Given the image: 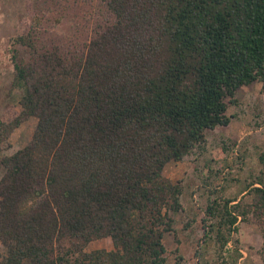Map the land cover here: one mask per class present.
Masks as SVG:
<instances>
[{"label": "trees", "instance_id": "1", "mask_svg": "<svg viewBox=\"0 0 264 264\" xmlns=\"http://www.w3.org/2000/svg\"><path fill=\"white\" fill-rule=\"evenodd\" d=\"M102 1L109 19L84 47L11 38L31 51L12 52L21 109L0 139L36 123L0 156V264H164L183 190L165 164L230 122L241 85L264 92V0ZM246 187L249 200L210 191L206 234L229 251L238 220L255 221L264 264V178ZM104 236L112 248L85 249Z\"/></svg>", "mask_w": 264, "mask_h": 264}, {"label": "rangeland", "instance_id": "2", "mask_svg": "<svg viewBox=\"0 0 264 264\" xmlns=\"http://www.w3.org/2000/svg\"><path fill=\"white\" fill-rule=\"evenodd\" d=\"M109 15L102 0H0V117L11 109H21V91L13 85L12 52L21 60L31 51L26 44L12 43L13 36L29 33L40 50L58 45L67 51L84 47ZM235 98L227 107L232 115L228 124L207 129L203 143L163 168L172 180L181 179L183 187L182 209L174 214V230L163 236L164 264H263L259 253L262 231L255 221L238 220L233 234L238 242L229 240V251L220 248L212 234H206L209 220L204 209L211 190L249 200L247 183L264 178L261 82L241 85ZM35 123L36 117L30 116L0 139V156L25 144ZM97 247L112 248L111 238H95L85 245L86 250ZM4 250L0 241V252ZM236 251L240 255L234 262Z\"/></svg>", "mask_w": 264, "mask_h": 264}, {"label": "crops", "instance_id": "3", "mask_svg": "<svg viewBox=\"0 0 264 264\" xmlns=\"http://www.w3.org/2000/svg\"><path fill=\"white\" fill-rule=\"evenodd\" d=\"M169 162V161H168Z\"/></svg>", "mask_w": 264, "mask_h": 264}]
</instances>
